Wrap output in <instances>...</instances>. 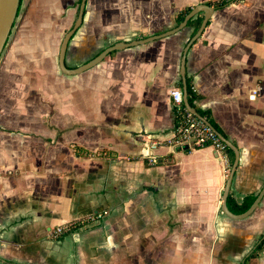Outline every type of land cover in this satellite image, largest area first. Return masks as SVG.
<instances>
[{"label": "crops", "instance_id": "obj_1", "mask_svg": "<svg viewBox=\"0 0 264 264\" xmlns=\"http://www.w3.org/2000/svg\"><path fill=\"white\" fill-rule=\"evenodd\" d=\"M214 1L86 0L65 64L169 30L186 7ZM79 4L21 0L6 42L0 264H264V243L249 257L264 240V193L250 215L232 218L220 208L226 180L213 149L160 147L156 165L140 157L148 151L144 135L164 138L173 129L170 92L179 89L183 99L190 77L196 107L210 111L239 154L231 201L257 196L264 185V0L214 9L186 53L184 77L191 26L116 51L80 74L63 73L54 61ZM99 211L107 212L100 221L50 235Z\"/></svg>", "mask_w": 264, "mask_h": 264}, {"label": "water", "instance_id": "obj_2", "mask_svg": "<svg viewBox=\"0 0 264 264\" xmlns=\"http://www.w3.org/2000/svg\"><path fill=\"white\" fill-rule=\"evenodd\" d=\"M20 1L21 0H0V55L3 51V48L6 45V42L8 40V37L10 35L11 29H12L13 24H14L15 18L17 17ZM85 3H86V0H80L77 18H76L72 28L70 30H68L66 32V34L64 35L62 42L59 46L58 66L63 73L68 74V75L80 74V73L92 68L93 66L100 63L107 55H109L110 52L119 51V50H122L125 48L145 44L147 42H150V41L171 35L177 31L183 29L184 27H186L187 21L191 17H193L195 14L202 12L203 20L201 22L200 27L194 33V35H192L189 38V40L186 42V44L183 48V51H182L180 72H181V75L184 77L186 53H187L189 47L191 46V44L201 35L203 29L205 28L213 10H214L213 7H211L207 4H197V5L193 6L192 9L188 13L185 14L183 20L179 24H177L175 27H173L169 30H166L164 32L158 33V34L144 36V37L132 39L129 41L115 42V43L110 44V45L106 46L105 48H103L98 54H96L94 57H92L88 61L84 62L83 64L76 66V67H73V68H69L65 64L66 50H67L69 40L71 39V37L73 36L75 31L78 29V27L82 23ZM183 82H184V90L185 91H184V98L182 99V101L184 103L185 108L190 113H192L193 115H195L196 117H198L199 119L204 121L206 124L210 125L205 117L199 116L197 114L195 108L191 107L188 104V101L186 98L185 80ZM217 135L234 152V160H233V163L231 165L229 175L225 181L222 199H221V203H220V208H221L223 213L227 214L228 216H230L232 218H243V217L250 215L253 212V210L256 208V206L258 205V203H259V201H260V199L264 193V185H263L262 189L260 190V192L255 197L252 204L249 206V208L246 211H244L240 214H235L229 210V208L227 206V196H228V193H229V190L231 187L233 174H234L235 168H236L237 163H238L239 154H238L237 148L231 142H229L221 133H217ZM182 149L186 150V149H188V147L183 146Z\"/></svg>", "mask_w": 264, "mask_h": 264}, {"label": "built area", "instance_id": "obj_3", "mask_svg": "<svg viewBox=\"0 0 264 264\" xmlns=\"http://www.w3.org/2000/svg\"><path fill=\"white\" fill-rule=\"evenodd\" d=\"M170 94L172 96L173 106L181 108L183 102L180 90L172 89ZM142 144L148 151L147 154L141 155L140 157L148 165H156L159 162V156L156 151L160 147L179 150H183V146H187L188 149L209 147L217 153L224 180L227 179L231 169L227 145L220 139L210 125L190 113L187 109L166 137L159 138V136L144 135L142 137ZM106 213V211H99L78 220L56 225L51 229L50 235L53 238H58L65 233L78 231L95 221H100Z\"/></svg>", "mask_w": 264, "mask_h": 264}, {"label": "trees", "instance_id": "obj_4", "mask_svg": "<svg viewBox=\"0 0 264 264\" xmlns=\"http://www.w3.org/2000/svg\"><path fill=\"white\" fill-rule=\"evenodd\" d=\"M241 1H243V0H218V1L210 2V3H206V4L209 6H212L214 9L217 10V9L224 8V7H226L232 3L241 2ZM79 2H80V0H79ZM191 9H192V6H188L176 15V18H175L176 25L179 24L183 20L185 14L188 13ZM18 10H19V8H18ZM202 20H203L202 12H199L187 21L186 26L193 27V31L191 32V36L194 35V33L198 30V28L201 25ZM140 37H142V36H140ZM115 52L116 51L110 52L109 55L111 56ZM186 91H187L188 104L191 107L195 108V110L199 116L206 118V120L209 122L210 126L215 130L216 133L222 134L220 127L213 120L210 111L209 110H202V109H199L196 107L194 101L199 97V94L194 90L190 77H186ZM172 110H173L174 122L177 123L179 121V119L183 116L184 111H186V108L184 105L181 108H178L176 106H172ZM73 147L77 151H79V149H80L79 146H76V145ZM227 152L229 155L230 164L232 165L233 160H234V154H233V151L231 150V148H229L228 146H227ZM254 199H255V196L249 195V196L244 197L240 203H234L231 201L230 194H229L227 196V206L231 212H233L235 214H240L249 208V206L252 204ZM263 243H264V240L257 245L255 250L249 255V257H253L256 254V252L261 249Z\"/></svg>", "mask_w": 264, "mask_h": 264}, {"label": "rangeland", "instance_id": "obj_5", "mask_svg": "<svg viewBox=\"0 0 264 264\" xmlns=\"http://www.w3.org/2000/svg\"><path fill=\"white\" fill-rule=\"evenodd\" d=\"M9 38V37H8ZM8 42V41H7ZM10 43L11 42H9L8 43V46L7 45H5V47L3 48V51H2V53H1V55H0V62H1V60H2V58H3V56L7 53V50H9V45H10ZM7 44V43H6ZM7 46V47H6ZM57 53H58V50H57ZM58 55L56 54V57H57ZM54 61V60H53ZM55 63H54V66H56L57 65V63H58V61L57 60H55L54 61ZM53 62H47V64H52ZM55 68V67H54ZM55 71H58V72H60V70L58 69V66H57V68L55 69ZM57 72V73H58ZM50 79H52L53 80V78H50ZM48 84V83H47ZM52 86V85H51ZM118 256V255H117ZM116 256V257H117Z\"/></svg>", "mask_w": 264, "mask_h": 264}]
</instances>
